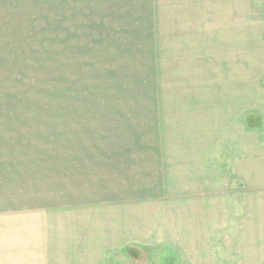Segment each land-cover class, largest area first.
<instances>
[{
    "label": "rangeland",
    "instance_id": "374dc122",
    "mask_svg": "<svg viewBox=\"0 0 264 264\" xmlns=\"http://www.w3.org/2000/svg\"><path fill=\"white\" fill-rule=\"evenodd\" d=\"M0 264H264V0H0Z\"/></svg>",
    "mask_w": 264,
    "mask_h": 264
},
{
    "label": "crops",
    "instance_id": "0c3cea01",
    "mask_svg": "<svg viewBox=\"0 0 264 264\" xmlns=\"http://www.w3.org/2000/svg\"><path fill=\"white\" fill-rule=\"evenodd\" d=\"M71 255H73V253H72ZM58 257H60V256H58ZM70 257H71V256H70Z\"/></svg>",
    "mask_w": 264,
    "mask_h": 264
}]
</instances>
